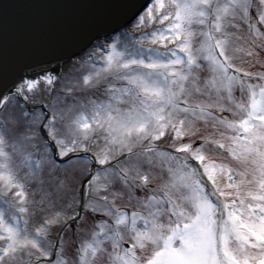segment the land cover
I'll use <instances>...</instances> for the list:
<instances>
[{
	"label": "snow or ice",
	"instance_id": "1",
	"mask_svg": "<svg viewBox=\"0 0 264 264\" xmlns=\"http://www.w3.org/2000/svg\"><path fill=\"white\" fill-rule=\"evenodd\" d=\"M16 7L0 264H264V0Z\"/></svg>",
	"mask_w": 264,
	"mask_h": 264
},
{
	"label": "water",
	"instance_id": "2",
	"mask_svg": "<svg viewBox=\"0 0 264 264\" xmlns=\"http://www.w3.org/2000/svg\"><path fill=\"white\" fill-rule=\"evenodd\" d=\"M14 4L17 5L14 10V15L25 18L31 15H35L39 9H37L36 5L42 4H51V3H61L65 2V0H12ZM86 2L101 4V5H115L120 2V0H86ZM117 14L116 9H98L96 11V15L101 19L106 18L107 16H115Z\"/></svg>",
	"mask_w": 264,
	"mask_h": 264
}]
</instances>
